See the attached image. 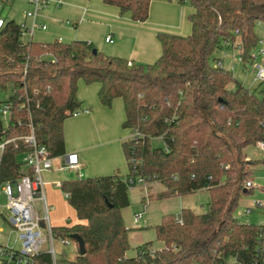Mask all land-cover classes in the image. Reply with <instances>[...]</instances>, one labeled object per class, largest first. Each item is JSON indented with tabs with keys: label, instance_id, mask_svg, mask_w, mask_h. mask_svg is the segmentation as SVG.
Segmentation results:
<instances>
[{
	"label": "trees",
	"instance_id": "16d2710c",
	"mask_svg": "<svg viewBox=\"0 0 264 264\" xmlns=\"http://www.w3.org/2000/svg\"><path fill=\"white\" fill-rule=\"evenodd\" d=\"M103 1L144 22L152 0ZM171 1L193 7L191 32H158L162 54L152 64L129 66L127 59L93 52L76 39L25 42L15 20L5 19L0 28V95H7L0 105L11 104L6 129L0 116V139L17 138L5 146L0 183L31 173L20 158L30 148L21 137L30 133L31 123L51 155L65 154L64 123L81 107L80 81L98 83L105 106L121 98L123 127L140 133L123 142L127 175L61 182L78 222L54 226L53 232L58 238L79 234L86 244L84 255L65 256L64 264H251L254 259L263 225L241 223L234 213L240 198L252 192L246 183L257 162L248 160L245 149L264 141V89L257 95L232 72L212 65L210 57L225 40L240 38L248 60L259 43L255 27L264 25V0ZM155 137L165 146L153 147ZM136 176L165 186L151 198L208 189L210 201L203 213L182 208L177 216L164 215L155 225L163 247L146 242L130 258L122 211L130 204L126 180ZM38 261L49 264L50 255L41 252Z\"/></svg>",
	"mask_w": 264,
	"mask_h": 264
},
{
	"label": "crops",
	"instance_id": "0c3cea01",
	"mask_svg": "<svg viewBox=\"0 0 264 264\" xmlns=\"http://www.w3.org/2000/svg\"><path fill=\"white\" fill-rule=\"evenodd\" d=\"M10 2L12 3L13 0ZM10 2L8 4H11ZM28 3L31 4L30 0ZM29 7L27 10L32 9V4ZM27 10L23 11V16ZM192 12L193 7L188 2L152 0L148 19L137 22L129 13L121 14L118 7L106 4L103 0H49L48 5L38 15L39 22L45 24L46 29H36L32 36L26 35L28 39L25 42L32 39L40 41L58 39L69 42L76 39L85 41L90 46H96L106 55L123 57L133 64H152L162 54V47L157 39L158 32L190 34L191 23L188 16ZM63 13L71 19L64 20L56 16ZM28 20L31 21L29 18ZM22 23L30 25L27 23V18ZM108 37L113 41H107ZM99 89L98 83L80 85L77 92V97L81 101L79 114L72 115L73 119L64 123L65 153H78L81 169L73 172L81 178L128 174L125 172L128 162L123 149L125 140L122 137L124 130L129 132L130 130L123 127L125 119L123 101L121 103L119 100H114L112 106H105L99 100ZM55 164L63 165V161L56 159ZM65 172L71 171L54 168L43 172V176L46 177L44 179L51 181H44L46 198L48 186L58 188L56 183L68 179L64 176ZM199 191H207L210 201L208 189L194 193ZM188 195L190 194L179 196L183 200L182 208H191L197 213L206 211H198L197 206L189 202L184 204ZM134 217L133 222L138 225L140 222L135 223ZM67 223L69 221L65 224Z\"/></svg>",
	"mask_w": 264,
	"mask_h": 264
},
{
	"label": "built area",
	"instance_id": "2783aa9c",
	"mask_svg": "<svg viewBox=\"0 0 264 264\" xmlns=\"http://www.w3.org/2000/svg\"><path fill=\"white\" fill-rule=\"evenodd\" d=\"M11 0H0V11ZM32 9L25 12L26 18L31 19V25L26 23L20 24L22 30V38L25 35L32 36L34 31L39 29H46L45 24L38 23L39 12L44 9L49 0H30ZM5 24V19L0 15V28ZM107 41L112 42L111 37ZM263 43V41H259ZM223 48L220 52L224 57H228L226 62L221 57L215 59V66L220 67L226 71L233 73L237 63L252 64L254 68V81L261 84L264 83V66L261 64H253L259 55H264V47L257 52L251 50L248 60L244 57L243 42L238 38L235 41L225 40ZM225 50H230V54ZM264 57V56H263ZM132 66L131 61L127 62ZM27 102L29 100L27 99ZM79 114L78 111L73 113V116ZM0 116L3 119L5 129L9 126L11 119V104L3 102L0 105ZM3 130L5 134L6 130ZM132 134V133H131ZM140 136L139 132L133 133L132 138ZM29 145V151L24 153L22 161L25 166L31 169V173H24L16 179H11L0 183V194L7 198V208L10 211V217L7 219L12 231L18 235L21 240V247L16 248L14 245L8 243L2 244L0 241V264H40L38 256L41 252H46L50 255L51 261L49 264H64L60 259L67 256L65 253L58 255L55 249L54 242L56 240L66 243L72 241L75 245L76 254H79L78 243L68 237H57L53 232L54 225L51 224L50 211L51 207L48 204L46 193L44 189L43 172L52 170L54 168L64 169L68 171H79L81 169L80 158L77 152L65 153L58 156L50 154L45 145L38 142L33 124H30V133L21 137ZM17 138H6L3 136L0 139V163L1 157L7 143L15 141ZM256 145L264 150V141H258ZM63 161V165L56 166L55 160ZM129 186L140 183L147 191V198L150 200L149 188L154 182L143 176L127 178ZM61 183H56L60 187ZM253 184L251 180L246 183L247 188H251ZM258 207H263L262 203L257 202ZM251 208L247 209L250 213ZM143 213L135 214L134 221L138 223L141 221ZM43 223V226H42ZM1 231V229H0ZM251 264H264V225L260 228L257 244L255 246V255Z\"/></svg>",
	"mask_w": 264,
	"mask_h": 264
},
{
	"label": "rangeland",
	"instance_id": "374dc122",
	"mask_svg": "<svg viewBox=\"0 0 264 264\" xmlns=\"http://www.w3.org/2000/svg\"><path fill=\"white\" fill-rule=\"evenodd\" d=\"M11 3V2H10ZM28 0H13L11 4H7L0 11V15L3 16L6 20H15L18 24H22L23 20L26 18L22 15L24 10L29 9ZM32 8V7H31ZM28 11V10H27ZM61 19H71L67 14H59L56 15ZM40 19L38 18L37 22ZM27 23L31 25V21L27 18ZM39 29V28H37ZM255 33L258 37L259 41H263V43H258V45L254 48V51L257 52L259 49L264 47V25L261 22H258L255 27ZM38 34V33H37ZM38 36V35H37ZM28 36H23V40L27 41ZM39 42H47L40 41ZM99 49L96 46H92ZM230 54V50H225ZM101 52V51H100ZM264 55H259L253 64H261L264 66ZM221 57L226 62L228 61V57H224L223 54L218 51L215 52L214 55L210 57V63L212 65L215 64V58ZM254 68L252 64H242L237 63L235 70L233 71L234 78L239 81L241 84L253 90L257 95L261 94V90L264 89V83H257L254 81ZM84 86L86 84L83 81L79 82L78 88ZM0 97L5 99L7 95L1 94ZM119 100L122 103L121 98L115 99ZM114 103V102H113ZM73 119V117H69L66 120ZM124 135L122 139L126 140L131 137L129 131L124 130ZM151 143L153 147L159 148L164 147L165 142L161 137H155L151 139ZM245 154L248 156L250 160L256 161L257 164L254 165V171L249 178L251 183L253 184L252 192L250 194L243 195L238 203V206L235 210V216L241 223H251L255 225L264 224V150H261L256 144L249 145L245 149ZM22 158V157H20ZM248 159V160H249ZM126 173L129 172L128 164H126ZM68 179L77 178V174L73 171L65 172L64 175ZM46 178L43 176V179ZM46 182L47 181L44 179ZM165 190V186L161 182H154L153 185L149 188L150 194H156ZM129 200L130 204L126 208L123 209L122 214L127 227L130 228L129 234V242L130 248L127 251V257H135L138 253V247L146 242H152L153 248H157L163 246V242L159 241L156 236L155 225L160 223L163 216L167 214L178 215L181 211L182 198L179 196H172L169 198L158 199L155 197L147 198V191L140 183H136L133 186H130L129 191ZM208 192L207 191H199L194 194H190L185 198V203L189 202L190 204H195L198 211L207 210L208 204ZM47 201L50 207L52 208L50 211V220L51 224L54 226L64 225L67 221L70 223L76 222L77 216L75 210L69 205L67 201V197L64 192H62L61 188H57L55 186L47 187ZM257 202L262 203L263 207H258ZM185 206V205H184ZM251 208L252 211L250 213L247 212V209ZM143 212V219L140 221L138 225H135L133 222V217L135 213ZM10 217V211L7 208V198L5 195L0 194V241L2 244H10L14 245L16 248L21 247V240L18 239V235L12 231L7 219ZM146 222V223H144ZM55 249L58 255L65 253L68 258H75L76 251L75 245L72 241H68L63 243L61 241L56 240L54 242Z\"/></svg>",
	"mask_w": 264,
	"mask_h": 264
},
{
	"label": "water",
	"instance_id": "95a60500",
	"mask_svg": "<svg viewBox=\"0 0 264 264\" xmlns=\"http://www.w3.org/2000/svg\"><path fill=\"white\" fill-rule=\"evenodd\" d=\"M96 51H97V49L93 48V52H96ZM42 226H43V223H42ZM70 238L74 239L78 243V245H79V254L80 255H84L86 253V244H85V241L82 238V236L75 233V234H72L70 236Z\"/></svg>",
	"mask_w": 264,
	"mask_h": 264
}]
</instances>
